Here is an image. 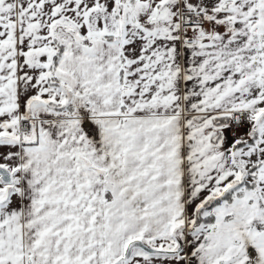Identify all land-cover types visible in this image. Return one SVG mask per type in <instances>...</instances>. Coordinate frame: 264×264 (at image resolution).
I'll use <instances>...</instances> for the list:
<instances>
[{
	"label": "snow or ice",
	"instance_id": "1",
	"mask_svg": "<svg viewBox=\"0 0 264 264\" xmlns=\"http://www.w3.org/2000/svg\"><path fill=\"white\" fill-rule=\"evenodd\" d=\"M0 264H264V0H0Z\"/></svg>",
	"mask_w": 264,
	"mask_h": 264
}]
</instances>
